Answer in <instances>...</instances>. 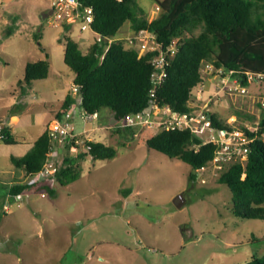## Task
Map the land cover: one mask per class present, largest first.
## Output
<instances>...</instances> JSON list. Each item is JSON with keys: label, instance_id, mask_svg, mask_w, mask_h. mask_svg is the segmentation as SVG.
I'll return each mask as SVG.
<instances>
[{"label": "rangeland", "instance_id": "1", "mask_svg": "<svg viewBox=\"0 0 264 264\" xmlns=\"http://www.w3.org/2000/svg\"><path fill=\"white\" fill-rule=\"evenodd\" d=\"M50 1L4 0L0 8L8 21L0 23V115L11 110L23 116V124L12 125L15 142L0 141V264H242L264 256V219L234 215L232 193L215 181L211 167L194 171L181 160L149 149L146 139L153 134L144 130L134 136L116 128L109 108L84 122L72 107V126L75 133L85 131L84 137L114 146V157L97 160L86 154L76 160L75 181L56 184L54 195L47 191L46 197L32 188L30 203L20 200L10 207L11 199V212L3 211L7 183L20 175L10 157L25 153L26 143L43 130L39 119L44 112L50 118L71 93L74 72L63 62L65 42L60 39L72 38L83 53L94 42L93 33L80 31L75 21L66 23L65 30L53 16L43 17ZM154 1L136 2L147 12ZM13 16L19 29L5 37ZM129 26L124 23L115 37L129 38ZM44 59L49 62L44 79L17 84L24 61ZM247 91L264 100V80L248 84ZM17 97L23 104L5 108ZM231 100L235 103L228 98L227 109L222 100L212 110L225 119L241 109V118L256 120L257 103L248 97Z\"/></svg>", "mask_w": 264, "mask_h": 264}, {"label": "trees", "instance_id": "2", "mask_svg": "<svg viewBox=\"0 0 264 264\" xmlns=\"http://www.w3.org/2000/svg\"><path fill=\"white\" fill-rule=\"evenodd\" d=\"M136 1L78 0L82 7L93 10L91 30L103 38H113L103 58L105 42L94 41L83 53L72 38L65 35L60 39L65 42L63 62L74 72L72 82L80 89L83 97L81 108L86 112L109 108L118 120L140 111L152 100L149 78L153 70L150 64L152 55L138 57L135 49L124 47V39L114 38L126 22H129L132 34L140 30L153 33L164 50L174 43L176 52L168 60L167 77L156 90L155 101L168 104L178 112L191 110L185 102L201 81L200 68L204 63L234 70L236 75L244 71L264 74V0H155L159 11L152 20ZM16 20V17H10L5 37L15 32ZM62 24L67 30L68 25ZM34 38L38 40L37 35ZM40 50L44 51L42 47ZM48 72L47 59L29 62L18 84L30 85L34 80L44 79ZM242 84L248 83L243 80ZM72 100L68 94L61 109H67ZM57 117H60L59 112ZM211 117L215 126L223 127L225 124V119L215 112ZM259 122V137L250 145L247 160L243 164L236 162L225 166L215 178L232 193V213L245 219H264V139L260 136L264 134V106ZM125 132L133 135L129 130ZM2 134L4 138L0 141L5 144L15 142L8 126H3ZM200 143L197 136L189 131H161L146 139L149 149L181 160L194 171L207 166L214 153L212 144L197 150L196 145ZM83 145L86 153L82 152L75 158H63L57 184L64 185L77 179V159L86 154L97 160L110 159L116 151L114 146L95 140L85 139ZM52 148L53 144L44 130L24 155L11 156L10 160L14 169L27 177L42 169ZM194 178L195 173L191 172L189 180ZM12 182L8 188L11 196L33 188L32 185L21 184L17 178ZM47 191L53 193L52 188ZM242 264H264V256L252 257Z\"/></svg>", "mask_w": 264, "mask_h": 264}, {"label": "built area", "instance_id": "3", "mask_svg": "<svg viewBox=\"0 0 264 264\" xmlns=\"http://www.w3.org/2000/svg\"><path fill=\"white\" fill-rule=\"evenodd\" d=\"M4 0H0V7ZM50 9L53 18L59 23L77 22L80 31H90L94 34V41L105 42L103 55L113 40L111 37H101L91 30L94 21V13L91 7H82L78 0H51ZM127 49H135L137 56L142 57L147 54L152 55L150 64L153 67L150 82L152 89L149 104L140 111L129 113L116 120V128L123 131L129 130L134 136L138 132L147 130L153 135L161 131H189L197 136L200 145H196L198 150L201 146L214 145L212 159L207 166L199 170H205L211 167L214 174L223 170L225 166L232 163H244L250 153V145L259 136L257 129L260 126V109L264 106L263 98L249 96L247 85L252 82H261L264 80L263 73H251L244 71L236 75V71L228 70L224 67H217L211 63H204L200 68L202 76L201 81L196 84L191 97L185 102V105L191 110L188 112H178L168 104H159L155 101V92L162 85L164 78L167 77V66L169 59L176 52L174 43L166 50L162 49L156 42L155 35L148 30H140L124 39ZM248 84H242V81ZM72 102L67 109L60 111V117L55 118L46 125L45 130L53 144L49 150L42 169L33 175L27 176L23 184L32 185L33 188H41L40 196L47 194V189L53 188L57 184V175H59L64 157H72L70 151L76 152L77 156L81 153L83 141L90 140L81 133H75L72 122V107L78 109V116L84 122L92 121L99 117L98 111L88 113L81 108L83 97L77 85H71ZM238 97H248L252 103H257L256 120L251 117L241 118L243 115L241 109H237L225 118V124L215 126L212 120V108L227 99H237ZM223 100V101H222ZM228 108L227 106H225ZM245 115V114H244ZM241 118V119H240ZM3 124L0 122V140L4 138L2 134ZM264 139V134L260 135ZM78 151V152H77ZM75 156V157H77ZM74 157V158H75ZM73 158V157H72ZM203 182V180H202ZM25 193V192H24ZM12 196L14 204L19 205L23 199V194ZM10 211L9 204L3 205V211Z\"/></svg>", "mask_w": 264, "mask_h": 264}, {"label": "crops", "instance_id": "4", "mask_svg": "<svg viewBox=\"0 0 264 264\" xmlns=\"http://www.w3.org/2000/svg\"><path fill=\"white\" fill-rule=\"evenodd\" d=\"M159 1H162V0H159ZM156 1H154L152 4H153V8L152 7H149V9H148V11H147V17H148V19L149 20H152L153 18H155L156 16H157V14H158V11H159V9H158V6H157V4L155 3ZM2 7V6H1ZM0 7V8H1ZM50 8V7H49ZM48 8V9H49ZM48 11V10H47ZM3 15H2V13H0V23H2V24H5V23H7L8 21H7V19L5 18V17H2ZM13 17H16V16H13ZM17 18V17H16ZM18 22H19V20H18V18H17V20H16V26H17V28H16V30H15V32L12 34V35H14L17 31H18V29H19V25H18ZM132 34V33H131ZM11 35V36H12ZM114 38H116V37H114ZM92 40H94V34H93V37H92V39H91V41ZM124 47L125 48H127V46L124 44ZM0 54H2L1 52H0ZM29 62H31V61H24L23 62V67H22V69L24 70L25 69V66H26V64L27 63H29ZM34 62V61H33ZM3 70V69H2ZM23 74H24V71L22 72V74L19 76V77H17V79H16V81H17V84H18V82L21 80V78H23ZM69 94V93H68ZM67 94V95H68ZM24 95V93L22 92V94H21V97ZM66 95V96H67ZM65 96V97H66ZM12 98V101H10V103H7V105H6V107L5 108H11L12 106H15L16 104H23V101H22V98ZM65 97H64V99H65ZM17 100H18V102H17ZM230 101H227V102H230V104L231 103H235L234 102V100H231V99H229ZM63 101V100H62ZM61 104H62V102H61ZM61 104H60V106H59V108L57 109V110H55V111H52L51 112V117L50 118H48V116H47V113L46 112H44V115H43V117L42 118H40L39 119V121L41 122V123H43V130H42V132L41 133H43V131L45 130V128H46V125L47 124H49L52 120H54L55 118H58L57 117V113L59 112L60 113V111L62 110L61 109ZM227 104L228 103H226V106H227ZM220 105V104H219ZM223 107V106H222ZM224 107H225V105H224ZM223 107V108H224ZM225 109H227L226 107H225ZM235 110V109H234ZM7 112V114L6 115H0V119L2 120V124L3 125H6V126H8L9 127V130H10V134H12V131H13V128H12V125H14V126H17L19 123L20 124H23V116H22V113L20 114V115H18L17 113H15V112H13V113H9V112H11V110L10 111H6ZM99 118V117H98ZM35 141V140H34ZM34 141H31V142H29V143H26V147H25V149H23L24 150V152L26 153L27 151H28V149H30V147L32 146V144L34 143ZM25 142H27V141H25ZM24 153V154H25ZM23 154V155H24ZM22 155V154H21ZM20 155V156H21ZM19 156V157H20ZM20 172V175H14L13 176V179H11L10 181H9V183H7V185H8V188H9V186H10V184H12L13 182V180L14 179H16L17 178V180H21V184H23L24 182H25V179H26V177L23 175L24 173L23 172H21V171H19ZM16 183H19V182H16ZM8 188H7V190H8ZM29 190H31V188L29 189ZM29 190H27L24 194H23V199L22 200H24L25 201V203H30V197H31V195L28 193V191ZM52 194L51 193H49L50 195H54V188H52ZM44 197H46V196H44ZM13 197L10 195V194H4L3 195V203H2V206L4 205V201L6 202V203H8L11 199H12ZM13 204H14V202H13ZM1 206V207H2ZM9 212H11V209H10V211Z\"/></svg>", "mask_w": 264, "mask_h": 264}, {"label": "water", "instance_id": "5", "mask_svg": "<svg viewBox=\"0 0 264 264\" xmlns=\"http://www.w3.org/2000/svg\"><path fill=\"white\" fill-rule=\"evenodd\" d=\"M49 15H52V10L50 8L48 9L47 13L43 14V17H48Z\"/></svg>", "mask_w": 264, "mask_h": 264}]
</instances>
